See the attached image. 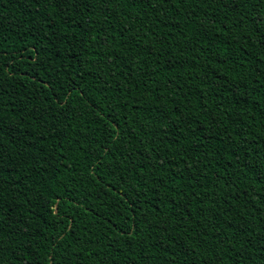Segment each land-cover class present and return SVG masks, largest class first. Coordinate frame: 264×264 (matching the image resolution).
Returning <instances> with one entry per match:
<instances>
[{
  "label": "trees",
  "instance_id": "obj_1",
  "mask_svg": "<svg viewBox=\"0 0 264 264\" xmlns=\"http://www.w3.org/2000/svg\"><path fill=\"white\" fill-rule=\"evenodd\" d=\"M0 264H264V0H0Z\"/></svg>",
  "mask_w": 264,
  "mask_h": 264
}]
</instances>
